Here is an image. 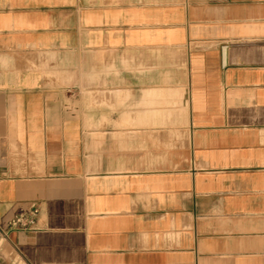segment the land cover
Masks as SVG:
<instances>
[{
    "label": "crops",
    "instance_id": "0c3cea01",
    "mask_svg": "<svg viewBox=\"0 0 264 264\" xmlns=\"http://www.w3.org/2000/svg\"><path fill=\"white\" fill-rule=\"evenodd\" d=\"M0 264H264V0H0Z\"/></svg>",
    "mask_w": 264,
    "mask_h": 264
},
{
    "label": "built area",
    "instance_id": "2783aa9c",
    "mask_svg": "<svg viewBox=\"0 0 264 264\" xmlns=\"http://www.w3.org/2000/svg\"><path fill=\"white\" fill-rule=\"evenodd\" d=\"M37 217L38 209L33 206L29 210L19 212L9 223V226L11 229L30 231L34 229Z\"/></svg>",
    "mask_w": 264,
    "mask_h": 264
}]
</instances>
